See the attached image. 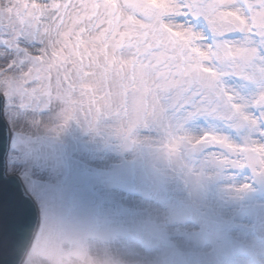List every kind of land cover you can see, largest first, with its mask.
<instances>
[{
  "label": "rangeland",
  "instance_id": "1",
  "mask_svg": "<svg viewBox=\"0 0 264 264\" xmlns=\"http://www.w3.org/2000/svg\"><path fill=\"white\" fill-rule=\"evenodd\" d=\"M197 2L249 26L264 13V0H0L6 169L24 184L16 165L40 161L61 188L43 228L34 200L22 264H264V36L179 14ZM217 41L229 50L198 55Z\"/></svg>",
  "mask_w": 264,
  "mask_h": 264
},
{
  "label": "snow or ice",
  "instance_id": "2",
  "mask_svg": "<svg viewBox=\"0 0 264 264\" xmlns=\"http://www.w3.org/2000/svg\"><path fill=\"white\" fill-rule=\"evenodd\" d=\"M187 8L191 11H186L185 6H180L179 14L184 16L193 15L194 18H198V15L203 11L206 15H209V18L214 24H217L218 27L224 28L229 26V30H238V31H249L252 32V29H256V32L253 34H259L264 36V13L258 14L253 17L252 25L249 26L247 21L240 16L238 13H228L227 15L223 13H216L212 5H205L203 3H192L187 5ZM170 14H177L174 12L173 7L170 5L168 9ZM214 17V19H213ZM192 38H195V33L191 34V37L188 40V43L191 44ZM229 45L224 42H216L215 51H213V45L208 46V52L197 49L198 55L204 59H210L213 55L220 56L223 52L229 50ZM235 53V49H232ZM245 55H254L255 49L241 50ZM204 71H209L205 68ZM12 91H18L17 87H12ZM11 95V93L6 94ZM254 123V121H253ZM17 168L21 169V179L24 181L22 185L24 191L20 192L19 203L17 206V211L21 216L26 215L28 209L25 204V196L27 195L35 200L40 207L41 211V228L44 227L45 222L49 219L50 216V206L53 200L57 197L58 193L61 191L59 185L53 180L52 169L45 166L40 161H25L21 164L16 165ZM26 169V170H25ZM8 181L5 179L3 172H0V202L4 199V188ZM247 187V186H246ZM9 198L15 199V190H9ZM5 251L2 246H0V264H7L4 259Z\"/></svg>",
  "mask_w": 264,
  "mask_h": 264
},
{
  "label": "water",
  "instance_id": "3",
  "mask_svg": "<svg viewBox=\"0 0 264 264\" xmlns=\"http://www.w3.org/2000/svg\"><path fill=\"white\" fill-rule=\"evenodd\" d=\"M0 94L2 95L1 91ZM2 97L0 96V172L4 173L8 183L4 188V199L0 202V246L5 251L4 259L7 264H20L37 226L38 206L36 208L32 199L25 193V204L28 211L24 216H21L17 211L20 192H23L24 189L17 176H15L16 173L13 172L15 175H9L5 171L8 128L2 117ZM9 138H11V134H9ZM245 157L246 168H254V153L251 150H246ZM10 189L15 190V199L9 198ZM252 231L257 238L264 239V209L256 210Z\"/></svg>",
  "mask_w": 264,
  "mask_h": 264
},
{
  "label": "bare ground",
  "instance_id": "4",
  "mask_svg": "<svg viewBox=\"0 0 264 264\" xmlns=\"http://www.w3.org/2000/svg\"><path fill=\"white\" fill-rule=\"evenodd\" d=\"M5 117V116H4ZM5 119V118H4ZM6 121V120H5ZM9 134H11V136L13 135V129L11 128V126H10V133ZM7 171V173H10V171L9 170H6ZM38 225H39V222H38ZM38 229V228H37ZM36 233H37V231L35 232V235H36ZM31 248V247H30ZM30 250V249H29ZM26 255L27 254H25V256H24V258H23V260L21 261V263L20 264H22L23 263V261H24V259H25V257H26Z\"/></svg>",
  "mask_w": 264,
  "mask_h": 264
}]
</instances>
